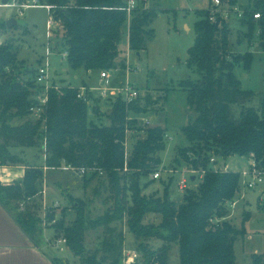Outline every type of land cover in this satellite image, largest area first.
<instances>
[{"label":"trees","instance_id":"trees-1","mask_svg":"<svg viewBox=\"0 0 264 264\" xmlns=\"http://www.w3.org/2000/svg\"><path fill=\"white\" fill-rule=\"evenodd\" d=\"M43 1L50 5L49 17L63 30L61 46L67 51L66 60L72 69L92 74L117 65L122 67L123 62H116V58L126 26L129 49L137 53L145 49L154 35L147 26L156 12L147 10L141 1L130 12L129 19L127 0ZM221 1L228 7L240 5V0ZM247 1V5H240L245 13L237 21L247 27V40L255 39L264 49V0ZM253 12H260V18L254 19ZM197 14L196 35L187 50V65L197 71L199 78L180 83L195 115L182 127L190 145L181 154L192 169L203 174L196 189H187L180 201L166 193L141 194L139 177L161 163L159 153L165 148L162 127L147 126L145 135L135 141L126 155L125 133L142 129L136 117L130 118L129 114L146 112L150 104L148 95L142 107L137 100L125 102L117 97L108 115L110 124L97 125L88 120L89 85H83L84 100L78 97L79 87L52 84L46 90L39 116L33 117L30 108L37 105L35 97L43 92L35 84V68H24L11 40L0 43V166L22 164L24 158L20 153L33 147L43 151L46 168H83L84 180L99 172L108 176L114 195L111 208L92 219L84 204L73 199L69 202L75 212L73 220L66 224L61 219L53 226L81 264H122L124 227L137 239L138 256L132 264H169L172 243L178 244V264L235 263L234 242L244 233L243 223L248 217H243L240 229L226 221L212 224V220L227 214L226 204L234 201L240 174L214 168L209 159L248 156L264 171V92L259 94L258 107L248 105L256 94L243 88L234 70L238 65L249 70L252 53L231 49V30L219 13L210 14L207 8ZM5 21L0 20V31L6 28ZM22 70L23 75L30 77H19ZM188 152L194 154L190 161ZM43 176L41 168L26 165L21 179L10 184L0 182L1 206L38 247L43 243L42 220L25 210V206L20 210L16 201L26 197L34 200ZM148 214L159 215L160 221L144 222ZM52 219L53 214L49 217ZM90 225L102 227L99 244L93 250L87 249L84 242ZM152 238L162 241L161 245L152 248L148 243ZM44 254L53 264H70L48 250ZM251 264H264V255L253 253Z\"/></svg>","mask_w":264,"mask_h":264},{"label":"rangeland","instance_id":"rangeland-1","mask_svg":"<svg viewBox=\"0 0 264 264\" xmlns=\"http://www.w3.org/2000/svg\"><path fill=\"white\" fill-rule=\"evenodd\" d=\"M247 2V0H240L239 4L245 6L248 4ZM144 7L156 12L155 17L147 26L148 30L154 32V35L147 41L145 49L137 53L129 49L128 28L125 27L116 58V62H123V65H121L122 67L117 65L110 70V81L113 86L128 81L138 90V97L133 100H137L141 107L145 104L144 98L147 95L150 100V104L146 106V112L135 116L132 113L129 114L130 118L136 117L138 125L142 129L125 133L126 155L130 152L135 141L145 135L144 129L147 126L142 123V118H148L151 121V126L162 127L167 135V138L164 135L165 148L159 153L161 163L147 175L139 177L141 194L163 196L166 193L172 195L176 201H180L187 189H196L200 179L198 174L201 173L200 170L192 169L181 154V150L190 145L182 132V127L189 123L195 114L187 103V92L180 83L185 80L195 81L199 78L197 71L187 65V50L194 43L196 35L194 23L199 19L197 11L208 8L212 14L213 4L211 0H146ZM48 12L45 6H33L25 9L23 16L16 17L14 8L1 5L0 20L14 17L17 24L10 29L5 28L0 31V43L11 40L17 47L18 59L28 70L47 63L51 85L97 86L100 71L93 72L86 77L83 70L69 67L66 58L62 55L63 30L55 24L50 37ZM5 17L6 19H4ZM225 19L231 30L229 36L231 49L240 53L250 51L253 55L249 70L238 65L234 71L243 88L252 90L256 94L248 105L258 107L259 94L264 92V49L255 39L250 42L247 40L245 36L247 27L241 21H237L233 14H229ZM18 68L21 66L19 65ZM21 72L22 75L19 77L23 80L30 77L29 74L23 75V70ZM75 75L78 77L76 78ZM90 93L88 120L97 125L110 124L108 115L117 96L109 95L102 98L95 90ZM118 97L121 98V95ZM237 110L236 114H238ZM20 154L23 156L24 162L9 164L12 169L6 171L7 173L10 171L13 178L12 171L20 172L19 169L25 168L26 165L37 166L44 172L43 178L39 181V189L44 186L46 188L48 209L42 208V196L38 193L34 196V200L26 197L16 201L18 207L22 202L26 207L25 210L41 218L42 251L48 250L51 254L66 259L70 264H81L79 258L72 254L66 244L62 246L63 249L51 244L60 236L53 226L61 219L66 224L73 220L75 212L69 203L73 199L84 204L89 218L92 219L111 208L114 195L108 176L99 172L94 178L84 180L81 174H72L64 166L55 169L46 168L43 166V151L37 148H25L24 153ZM187 156L190 161L194 154L188 152ZM216 160V164L220 168L237 172L248 169L251 162L248 156L240 155H232L225 159L217 156ZM155 170H160L161 175L160 178L153 180L151 174ZM190 176H194L193 181H190ZM21 178L15 177L11 183ZM182 178L188 179V182L186 188L180 190L178 183ZM129 196L130 191L126 196L128 201L130 200ZM239 197L243 199H239ZM235 199L237 200L236 204L233 205L231 202L226 204L227 214L224 217L215 218L212 224L226 221L240 229L243 217H248V220L243 223L244 233L234 242V264H251L253 253L264 255V184L247 189L240 182ZM54 201L59 202L57 207L52 205ZM52 214L53 219L49 220ZM159 221L160 216L156 214H148L144 218L146 223H158ZM123 229L125 234L123 250H136V237L127 228ZM101 235V226L90 225L84 237L86 248L89 250L96 248ZM148 243L152 248H156L161 245L162 241L152 238ZM168 263H179L178 244L176 243L171 244Z\"/></svg>","mask_w":264,"mask_h":264},{"label":"built area","instance_id":"built-area-1","mask_svg":"<svg viewBox=\"0 0 264 264\" xmlns=\"http://www.w3.org/2000/svg\"><path fill=\"white\" fill-rule=\"evenodd\" d=\"M138 1L144 2L146 0H127V5H126V12H127V17L128 19L130 18V12L132 11L133 8L136 7L138 4ZM213 4V13H219L221 18L226 20L225 18L228 17L229 14H233L236 18H241L243 14L245 13V10L240 7V5H234L232 7H228L223 5L221 0H211ZM7 6H11L14 8L16 17L23 16L24 10L28 9L33 6H45L48 10L50 9V5L46 4L43 0H9L8 3L6 4ZM261 13L260 12H253L252 16L254 19H259ZM212 20L214 17L211 18ZM49 24V35L51 37L52 34V28L56 24L59 26L58 23H55L51 17H49L48 20ZM259 33V30L257 31L256 35ZM63 57H67V51L63 49L62 52ZM47 59V57H46ZM48 60V59H47ZM128 70V67H127ZM35 84L37 86H40L43 88V92L41 94H38L35 98L37 99V105L34 107L30 108V111L33 115V117H38L39 113L41 111L42 105L46 101V90L49 88L51 85L49 83V70H48V64H42L38 67L35 68ZM111 77V71L107 69L100 70L99 73V83L97 86H90L89 90L90 91H97L99 96L102 98H106L109 95H113V97L118 95H121V99L124 100L125 102H130L131 100L135 99L138 97V90L134 88L128 81L126 82H120L117 86H113L110 81ZM80 91L78 93V97L83 98L84 100L86 99L85 97V90L86 88L84 86L79 87ZM88 102V100H87ZM142 123L144 126H149L151 125V121L148 118H142ZM165 137L167 138V135L165 134ZM124 146L126 147V142H124ZM209 162L212 164L214 168H220L216 164V157H211L209 159ZM64 168L69 169L70 171L74 173H79L81 176L85 173V169L83 168H74L71 166H64ZM222 169V168H221ZM1 175H0V182L1 183H7L8 180V174L6 173V169L3 167L0 169ZM201 173L198 174L201 179L203 172L200 171ZM240 174V182L243 184V186L247 189H252L256 187L259 184H264V171L259 169L255 163V161L251 160L248 169L243 170L242 172H239ZM161 172L160 170H155L151 174V179L155 180L160 178ZM199 179V180H200ZM5 180V181H4ZM188 179L182 178L179 183H178V188L180 190L186 188L187 186ZM39 195L42 196L41 200V206L44 210L48 209L49 206H47V201H46V189L45 186L39 190L38 192ZM233 205L235 204V201L231 202ZM53 206L57 207L59 205L58 201H54ZM24 204L21 202L19 204V209L23 210ZM215 219V218H214ZM213 219V220H214ZM212 220V221H213ZM53 246H58L63 249V245L66 244L65 238L60 235L58 238L52 241L51 243ZM138 256V253L136 250H123L122 253V264H132Z\"/></svg>","mask_w":264,"mask_h":264},{"label":"crops","instance_id":"crops-1","mask_svg":"<svg viewBox=\"0 0 264 264\" xmlns=\"http://www.w3.org/2000/svg\"><path fill=\"white\" fill-rule=\"evenodd\" d=\"M1 5L2 4L0 0V7ZM8 18L9 17H7V19ZM4 19H6V17ZM78 70H83L85 76L86 75L90 76V74L86 72L84 69H78ZM75 77L77 78L78 75H75ZM3 167L6 169V171L12 169V167H10L9 165L0 166V169ZM19 171L20 172L12 171L14 178L12 177V174L9 171L8 180L10 181L2 184H10L11 181L15 179V177L16 178L22 177L24 173V168L19 169ZM239 199H243V198L239 197ZM234 201L236 204L237 200L235 199ZM0 264H53L51 260L44 254L41 247L34 245V243L30 240V238L20 229V227L15 223V221L8 214V212L1 206V204H0Z\"/></svg>","mask_w":264,"mask_h":264},{"label":"water","instance_id":"water-1","mask_svg":"<svg viewBox=\"0 0 264 264\" xmlns=\"http://www.w3.org/2000/svg\"><path fill=\"white\" fill-rule=\"evenodd\" d=\"M9 0H1V4L2 5H6L8 3ZM17 24V20L14 17H9L8 19H6L5 21V25L7 29H10L12 26H15ZM191 181L194 180V176H191Z\"/></svg>","mask_w":264,"mask_h":264}]
</instances>
